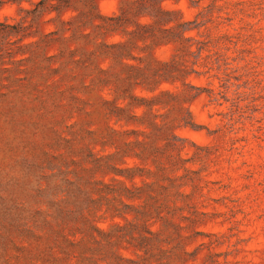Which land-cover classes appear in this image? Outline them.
<instances>
[{"label": "trees", "instance_id": "16d2710c", "mask_svg": "<svg viewBox=\"0 0 264 264\" xmlns=\"http://www.w3.org/2000/svg\"><path fill=\"white\" fill-rule=\"evenodd\" d=\"M99 1L0 0L19 6L0 23V264H180L204 235L177 131L196 96L178 57L205 16L164 6L177 0L106 16Z\"/></svg>", "mask_w": 264, "mask_h": 264}, {"label": "rangeland", "instance_id": "374dc122", "mask_svg": "<svg viewBox=\"0 0 264 264\" xmlns=\"http://www.w3.org/2000/svg\"><path fill=\"white\" fill-rule=\"evenodd\" d=\"M164 6L187 22L205 16L189 34L192 54L178 57L196 96L189 103L194 125L177 134L185 141L184 157L192 159L189 166L200 173L193 176L199 185L194 204L207 213L193 228L204 235L188 241L193 257L180 264H264V0H177ZM99 9L111 16L118 2L100 0ZM18 14V5L6 4L0 23L14 24ZM51 29L44 25L42 32ZM176 53L174 44L156 51L161 61ZM2 76L11 82L7 72Z\"/></svg>", "mask_w": 264, "mask_h": 264}]
</instances>
